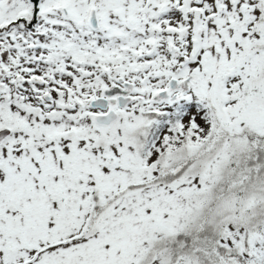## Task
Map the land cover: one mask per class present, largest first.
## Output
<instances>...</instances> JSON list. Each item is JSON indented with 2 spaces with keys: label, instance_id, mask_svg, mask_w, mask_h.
I'll return each instance as SVG.
<instances>
[{
  "label": "snow or ice",
  "instance_id": "6c2138e0",
  "mask_svg": "<svg viewBox=\"0 0 264 264\" xmlns=\"http://www.w3.org/2000/svg\"><path fill=\"white\" fill-rule=\"evenodd\" d=\"M0 264H264V0H0Z\"/></svg>",
  "mask_w": 264,
  "mask_h": 264
}]
</instances>
